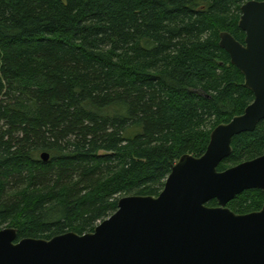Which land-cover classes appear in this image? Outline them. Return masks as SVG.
Instances as JSON below:
<instances>
[{
	"label": "trees",
	"instance_id": "trees-1",
	"mask_svg": "<svg viewBox=\"0 0 264 264\" xmlns=\"http://www.w3.org/2000/svg\"><path fill=\"white\" fill-rule=\"evenodd\" d=\"M250 1L0 0V230L84 235L121 198L159 196L254 101L220 47L224 32L244 44ZM232 147L219 171L264 155V120ZM263 205L247 190L228 208Z\"/></svg>",
	"mask_w": 264,
	"mask_h": 264
},
{
	"label": "water",
	"instance_id": "water-1",
	"mask_svg": "<svg viewBox=\"0 0 264 264\" xmlns=\"http://www.w3.org/2000/svg\"><path fill=\"white\" fill-rule=\"evenodd\" d=\"M239 28L244 44L224 32L220 47L254 101L212 131L201 157H181L159 196L121 198L91 233L16 242L17 229L0 230V264H264V205L246 215L228 208L247 190L264 192V155L218 169L233 153V139L264 120V1L242 6ZM214 200L218 205L208 206Z\"/></svg>",
	"mask_w": 264,
	"mask_h": 264
}]
</instances>
